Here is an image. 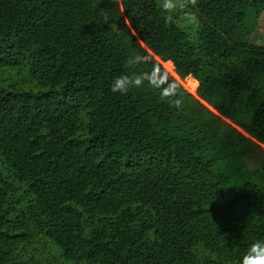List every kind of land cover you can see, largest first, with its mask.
I'll use <instances>...</instances> for the list:
<instances>
[{"label": "trees", "instance_id": "1", "mask_svg": "<svg viewBox=\"0 0 264 264\" xmlns=\"http://www.w3.org/2000/svg\"><path fill=\"white\" fill-rule=\"evenodd\" d=\"M160 4L0 0V68L25 73L0 84V264L41 238L68 264H239L264 240V0H197L198 26ZM134 52L179 109L112 92Z\"/></svg>", "mask_w": 264, "mask_h": 264}, {"label": "clouds", "instance_id": "2", "mask_svg": "<svg viewBox=\"0 0 264 264\" xmlns=\"http://www.w3.org/2000/svg\"><path fill=\"white\" fill-rule=\"evenodd\" d=\"M197 0H161L160 7L166 13V23L184 22L188 25L198 26L197 15L189 8H195ZM180 12L178 17L174 14ZM151 63L149 57L139 52L129 55L125 61V68L131 69L130 73L117 76L111 84L114 93L126 95L133 88L142 87L145 82L158 90L161 100L170 106L179 109L183 103L180 98V87L174 80H170L161 68L152 63L147 71H135L138 66ZM239 264H264V240H257L252 243L242 255Z\"/></svg>", "mask_w": 264, "mask_h": 264}, {"label": "rangeland", "instance_id": "3", "mask_svg": "<svg viewBox=\"0 0 264 264\" xmlns=\"http://www.w3.org/2000/svg\"><path fill=\"white\" fill-rule=\"evenodd\" d=\"M252 39L255 42L260 43L264 40V12L261 14L256 30L252 34ZM164 69L172 76H175L173 71V65L169 63H162ZM25 79V73L17 71L14 68H0V84L7 86L9 84H17ZM191 77H186L182 84L185 89L191 93H196L197 89L192 91L188 86V81ZM198 88V87H197ZM249 167H253V160L248 162ZM22 259L27 264H68L62 262L59 258L58 251L49 243L45 238L36 239L32 243L28 244L26 249L21 252Z\"/></svg>", "mask_w": 264, "mask_h": 264}]
</instances>
